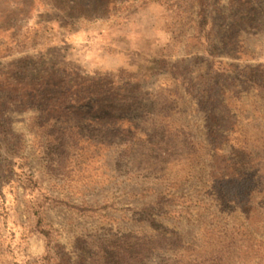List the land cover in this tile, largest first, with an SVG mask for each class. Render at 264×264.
I'll use <instances>...</instances> for the list:
<instances>
[{"label": "rangeland", "instance_id": "rangeland-1", "mask_svg": "<svg viewBox=\"0 0 264 264\" xmlns=\"http://www.w3.org/2000/svg\"><path fill=\"white\" fill-rule=\"evenodd\" d=\"M102 1L0 0V264H264V0Z\"/></svg>", "mask_w": 264, "mask_h": 264}, {"label": "trees", "instance_id": "trees-1", "mask_svg": "<svg viewBox=\"0 0 264 264\" xmlns=\"http://www.w3.org/2000/svg\"><path fill=\"white\" fill-rule=\"evenodd\" d=\"M103 1L106 2L104 3ZM103 1L101 5L102 8H107L108 5L116 2V0ZM47 78L48 79L41 78L42 80L40 79L37 81V84L41 85L39 87L43 89V91H38L33 88V93H35L33 97L35 100L39 99L41 101L46 99L54 115L64 118V116L66 117L67 115L70 116V114H74L78 117L80 116V118H82L80 120L82 121H89L90 124L99 121L101 123L96 124L106 127H112L115 122V124H117L127 121L125 118L120 117V115L116 119L114 118V112H117L118 109H115L111 104L108 96L103 100L97 99L92 101V97H90L86 91L83 92L84 90L79 89L77 85L66 81V77H61L57 75V73H51ZM128 80H130V78ZM48 87L51 91L46 90ZM120 110V112H122L124 109Z\"/></svg>", "mask_w": 264, "mask_h": 264}]
</instances>
